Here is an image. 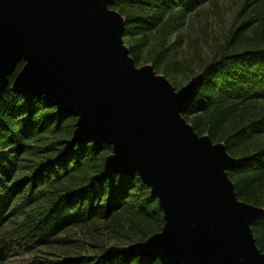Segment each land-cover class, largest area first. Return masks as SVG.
Returning <instances> with one entry per match:
<instances>
[{
  "label": "trees",
  "instance_id": "obj_1",
  "mask_svg": "<svg viewBox=\"0 0 264 264\" xmlns=\"http://www.w3.org/2000/svg\"><path fill=\"white\" fill-rule=\"evenodd\" d=\"M137 67L179 91L201 77L182 117L224 144L237 198L264 210V0H114ZM0 87V264H163L132 247L163 232L141 176L108 173L109 143L74 141L78 118ZM264 253V212L252 224Z\"/></svg>",
  "mask_w": 264,
  "mask_h": 264
},
{
  "label": "water",
  "instance_id": "obj_2",
  "mask_svg": "<svg viewBox=\"0 0 264 264\" xmlns=\"http://www.w3.org/2000/svg\"><path fill=\"white\" fill-rule=\"evenodd\" d=\"M114 0H0V87L78 118L74 141L109 143L108 173H138L165 212L162 233L135 245L163 264H264L252 224L264 212L240 201L224 144L200 137L182 114L201 85L178 93L151 65L137 69Z\"/></svg>",
  "mask_w": 264,
  "mask_h": 264
},
{
  "label": "rangeland",
  "instance_id": "obj_3",
  "mask_svg": "<svg viewBox=\"0 0 264 264\" xmlns=\"http://www.w3.org/2000/svg\"><path fill=\"white\" fill-rule=\"evenodd\" d=\"M144 67H145V66H144ZM136 68H137V69H142L143 67H137V66H136ZM168 82L170 83L169 80H168ZM170 84H171V83H170ZM171 85H172V84H171ZM172 86H173V85H172ZM173 88H174V86H173ZM183 88H184V87H183ZM175 91L178 93V92L181 91V90L177 91V90L175 89Z\"/></svg>",
  "mask_w": 264,
  "mask_h": 264
}]
</instances>
